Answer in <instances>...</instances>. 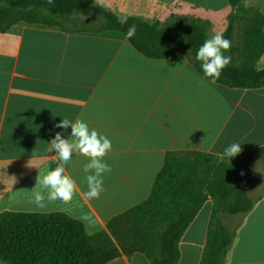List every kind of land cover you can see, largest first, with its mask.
Returning a JSON list of instances; mask_svg holds the SVG:
<instances>
[{
  "label": "crops",
  "instance_id": "1",
  "mask_svg": "<svg viewBox=\"0 0 264 264\" xmlns=\"http://www.w3.org/2000/svg\"><path fill=\"white\" fill-rule=\"evenodd\" d=\"M118 16L163 24L171 16L210 23L208 38L225 32L229 0H94ZM264 15V0H246ZM257 67L264 68V55ZM64 118L86 122L112 142L104 158V192L88 200L87 158L73 155L66 175L77 184L69 204L33 203L36 185L56 164L47 151ZM240 143L264 146V87L241 89L212 83L184 52L152 59L118 31L67 33L58 27L18 23L0 31V213L63 212L84 223L89 233L108 230L115 217L144 202L167 152H202L222 158ZM226 158V157H224ZM254 201L246 215H225L236 236L225 264H264V159L235 177ZM213 210L209 198L179 243V264H200ZM230 228V227H229ZM0 264H4L0 262ZM108 264H151L142 253H122Z\"/></svg>",
  "mask_w": 264,
  "mask_h": 264
},
{
  "label": "trees",
  "instance_id": "2",
  "mask_svg": "<svg viewBox=\"0 0 264 264\" xmlns=\"http://www.w3.org/2000/svg\"><path fill=\"white\" fill-rule=\"evenodd\" d=\"M232 12L224 37L231 41V63L216 83L241 89L264 87V15L246 0H229ZM118 15L94 0H0V31L18 23L58 27L67 33L118 31L145 56L167 59L186 53L203 76L196 60L208 39L210 23L201 18L171 16L151 24ZM136 34L128 39L129 26ZM209 81L210 78L205 77ZM264 158V146L233 158L202 152H167L149 197L108 224V230L89 233L83 222L63 212L0 213V262L4 264H108L122 253L144 254L151 264H179V243L186 229L210 198L213 210L200 264H225L236 230L224 223L225 215H246L254 201L234 183ZM243 173V174H242Z\"/></svg>",
  "mask_w": 264,
  "mask_h": 264
},
{
  "label": "clouds",
  "instance_id": "3",
  "mask_svg": "<svg viewBox=\"0 0 264 264\" xmlns=\"http://www.w3.org/2000/svg\"><path fill=\"white\" fill-rule=\"evenodd\" d=\"M48 5H54L55 0H46ZM120 24H127L128 16H118ZM136 34V25L128 27L126 35L132 39ZM231 49V41L226 39L223 33L217 32L206 39L199 47L196 60L201 63V68L205 77L216 83L220 79L223 70L231 63V56L225 55ZM71 127V135L64 138L61 132H56L53 139L48 142L49 153L56 164L54 169L49 170L42 177L36 178V185H41L47 190V197L42 191L34 190L33 203L37 208L44 209L47 202L60 201L69 204L77 193L76 182L66 175V166L73 160V155H80L87 158L88 162L83 166L86 173L87 191L83 193L88 200L99 199L104 192L105 173L111 172V167L104 158L112 150L111 140L100 134L95 129H90L86 122L77 119L75 122L64 118L55 127L67 130ZM243 151L240 143H232L224 149L222 158H233ZM243 174V173H242Z\"/></svg>",
  "mask_w": 264,
  "mask_h": 264
},
{
  "label": "rangeland",
  "instance_id": "4",
  "mask_svg": "<svg viewBox=\"0 0 264 264\" xmlns=\"http://www.w3.org/2000/svg\"><path fill=\"white\" fill-rule=\"evenodd\" d=\"M212 35H213V34H212ZM212 35H211V36H212ZM211 36H210V37H211ZM227 55H228V54H227ZM263 159H264V158H263ZM263 159H262V160H263ZM235 226H236V223L230 225L229 227H230L231 230H233V229L235 228Z\"/></svg>",
  "mask_w": 264,
  "mask_h": 264
}]
</instances>
